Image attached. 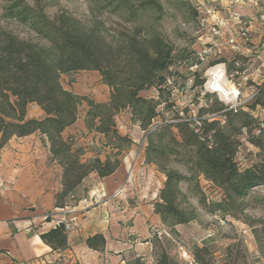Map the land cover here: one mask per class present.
<instances>
[{
  "label": "trees",
  "instance_id": "1",
  "mask_svg": "<svg viewBox=\"0 0 264 264\" xmlns=\"http://www.w3.org/2000/svg\"><path fill=\"white\" fill-rule=\"evenodd\" d=\"M95 15L81 20L68 12L53 19L38 14L20 3L9 7L3 16L29 24L44 43L22 39L0 26V149L11 138L39 134L49 147L50 160L62 168V188L55 195V207L73 208L80 200L83 181L95 173L99 178L113 174L120 166L119 153L83 160V150L69 138L65 129L73 126L79 117L78 108L85 103L84 124L90 131L124 142V150L132 140L118 132L115 117L128 110L130 120L146 134L145 164L155 166L165 181L154 203V213L163 225L174 227L196 218L191 205L181 207L186 196L181 184L199 199V204L210 213L231 217L248 208L247 198L257 187H264V129L249 111L228 110L223 101L214 97L215 109L200 106L197 114L182 117L175 111L172 121L154 123L160 103L144 97L143 92L167 87L171 68L179 58L172 46L159 34L145 36L138 27L127 31L110 32L100 13L126 12L128 20L139 10L154 7L156 0H97ZM170 70V71H169ZM79 71H96L109 89L106 103H98L88 96L66 90L61 76ZM195 81V85H202ZM219 99V98H218ZM35 103L45 113L41 119H27L26 107ZM264 110V87L258 90L252 110ZM175 108V109H174ZM187 112V109H183ZM264 121V120H263ZM199 123V125H198ZM241 138L259 149L257 163L244 167L240 159ZM114 149L120 152V146ZM238 158V159H237ZM244 162V161H243ZM179 164L183 170L171 167ZM200 179L222 192L219 201L206 203L200 188ZM188 204V203H186ZM53 251L67 249V233L59 219L55 227L40 235ZM89 249L103 251L105 238L95 234L85 241ZM133 264H141L137 260ZM161 264H167L162 261Z\"/></svg>",
  "mask_w": 264,
  "mask_h": 264
},
{
  "label": "rangeland",
  "instance_id": "2",
  "mask_svg": "<svg viewBox=\"0 0 264 264\" xmlns=\"http://www.w3.org/2000/svg\"><path fill=\"white\" fill-rule=\"evenodd\" d=\"M156 2L154 7L139 10L132 20H128L129 16L126 12L117 14L105 12L100 13L99 16L112 33L138 27L145 36L159 34L172 46L175 55L179 57L172 66L171 73L167 74V77L171 76L167 87L151 88L142 94L160 103L154 123L172 121L175 111L169 110L170 103H173L182 117L196 115L200 106L215 109L219 105H215L214 97L207 98L205 94H216L218 101L222 99L212 91L211 87H208L211 80L207 75L208 71L224 64L227 74H230L233 70V62L236 60V57L228 52L218 53L214 47V44L220 42L222 38L218 34L224 33L225 28L232 24L230 20L233 14L252 15L257 9L253 8L248 0H156ZM16 3L28 5L36 13L43 14L50 20L62 12L87 20L95 16L91 14V9L97 8L98 2L97 0H0L2 29L12 31L22 39L44 43L29 24L3 18L9 7ZM97 75L96 72L78 73L77 76L63 75L61 82L66 87L72 85L75 94L93 96L97 101H102L106 98L104 93L107 88L103 84H94ZM220 76L230 92L234 90L232 83L225 78L223 67ZM201 79H203L202 85L194 84ZM252 85V82H249L246 88ZM246 88L242 89L243 94L248 93L245 92L249 90ZM228 98L226 101H231L233 94ZM81 109L78 108L79 113ZM183 109L188 111L185 112ZM115 122L118 132L127 133L132 144L135 142L136 150L133 153L135 156L142 143H145L146 134L130 120L128 110L119 113L115 117ZM140 130L144 136L142 140ZM102 138L100 144L106 150L100 149V151L110 152L109 156L112 158L115 153H119V156H116L119 159L123 155L121 151L124 150L126 143H117L114 139L104 136ZM241 142L239 151L241 163L244 167H250L258 162L259 149L245 138H241ZM116 144H119L117 146H120V152L114 150ZM101 152L96 154H102ZM171 167L183 170L179 164H171ZM128 176L130 182L134 184L135 179L130 174ZM138 177L136 188L138 191L147 192L149 186H154L153 175L145 167L141 168ZM181 188L186 196L181 200V207L186 208L191 205L195 209L196 218L187 224L174 227L164 225L155 236L151 235L152 250L150 260L146 264H161L162 261L167 264H264V187L255 188L247 198L248 208L234 217L219 212H208L199 204V199L189 192L187 185L181 184ZM200 188L206 203L216 202L222 198L219 188L205 183L202 179H200ZM85 189L86 186L82 185L79 194H83ZM93 192L97 193L95 190ZM117 195L118 193L113 197ZM142 199L149 198L145 195ZM88 202L90 205L99 204ZM78 223L77 220L76 224ZM142 264H145V261Z\"/></svg>",
  "mask_w": 264,
  "mask_h": 264
},
{
  "label": "crops",
  "instance_id": "3",
  "mask_svg": "<svg viewBox=\"0 0 264 264\" xmlns=\"http://www.w3.org/2000/svg\"><path fill=\"white\" fill-rule=\"evenodd\" d=\"M89 72L96 71H79L74 75ZM96 73L94 84H103L99 73ZM63 87L74 92L72 85ZM106 88V93L103 92L105 100L88 97L98 103H106L109 99V89ZM80 107L82 111L77 121L62 135L83 150L84 161L94 157L104 160L110 152L100 151L106 150L100 144L103 135L86 128L84 116L87 107L84 103ZM44 116V111L35 103L27 105V119ZM126 134L120 131V135ZM141 135L142 140V131ZM134 143L121 151L120 166L113 174L99 178L93 173L83 181L86 189L72 212L66 214L67 217L76 216L79 223L67 234V249L53 251L40 239V235L53 229L56 221L63 218L60 209L55 207V195L62 188V168L50 160L48 143L39 134L11 138L0 149V264L149 262L151 235L155 236L164 227L160 217L154 213V203L165 177L155 166L145 164L144 143L133 155L136 150ZM98 152L102 154L97 155ZM143 167L153 175L154 186H149L147 192L136 189ZM129 174L135 179L134 184L128 179ZM94 190L103 199L97 205H90L88 201ZM116 193L118 195L113 197ZM145 195L148 200L142 199ZM95 234H102L105 238L103 251L89 249L85 244L86 239Z\"/></svg>",
  "mask_w": 264,
  "mask_h": 264
},
{
  "label": "built area",
  "instance_id": "4",
  "mask_svg": "<svg viewBox=\"0 0 264 264\" xmlns=\"http://www.w3.org/2000/svg\"><path fill=\"white\" fill-rule=\"evenodd\" d=\"M248 3L257 11L246 16L233 14L230 20L232 24L225 28L224 33L218 34L219 37L222 36L220 42L213 44L219 54L228 52L236 57L230 74L226 72V65H221L225 69V78L234 86L233 99L224 100L227 109L249 111L253 118L260 122L259 128L264 129V110L260 106L252 110L249 108V105L256 100L259 88L264 87V0H248ZM249 82L253 85L246 88ZM243 88L249 89L245 90L248 93L243 94ZM102 199L94 192L89 201L100 203ZM59 212L63 216L60 220L64 222V229L68 234L77 225V218L66 216L67 213L72 212V208L60 209Z\"/></svg>",
  "mask_w": 264,
  "mask_h": 264
},
{
  "label": "bare ground",
  "instance_id": "5",
  "mask_svg": "<svg viewBox=\"0 0 264 264\" xmlns=\"http://www.w3.org/2000/svg\"><path fill=\"white\" fill-rule=\"evenodd\" d=\"M221 69L222 66L218 65L216 68L208 71L207 75L211 77V80L208 83V87H211L212 91L220 95L221 99L224 101L227 100L229 95L232 96L234 90L232 89V91L230 92V89L228 88V86H226L227 84L221 78Z\"/></svg>",
  "mask_w": 264,
  "mask_h": 264
}]
</instances>
